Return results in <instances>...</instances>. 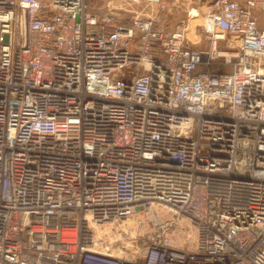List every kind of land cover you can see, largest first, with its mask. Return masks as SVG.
Listing matches in <instances>:
<instances>
[{
  "label": "built area",
  "instance_id": "built-area-1",
  "mask_svg": "<svg viewBox=\"0 0 264 264\" xmlns=\"http://www.w3.org/2000/svg\"><path fill=\"white\" fill-rule=\"evenodd\" d=\"M256 10L212 0L201 48L159 13L0 0V264H264Z\"/></svg>",
  "mask_w": 264,
  "mask_h": 264
},
{
  "label": "rangeland",
  "instance_id": "rangeland-1",
  "mask_svg": "<svg viewBox=\"0 0 264 264\" xmlns=\"http://www.w3.org/2000/svg\"><path fill=\"white\" fill-rule=\"evenodd\" d=\"M87 8L94 13H102L108 10L110 7H118L127 9L132 12L142 13H159V16L163 20L168 30H174L179 26H186L188 38L196 42L202 39L200 44H195L198 47H209L210 43L206 37V33L202 30V23L204 21L205 14L208 9V5L212 0H165L167 10H162L158 4L148 3H132L124 0H86ZM236 43V41H234ZM224 43H221V49L225 50ZM224 70H231L230 65L223 67ZM160 208L166 207L164 204L157 205ZM153 209V207H152ZM157 211V210H155ZM175 211H166L165 217H171ZM158 215V214H157ZM161 218V216H159ZM178 222L182 225H186L187 229H178L176 243L179 245H188L193 247L186 237H189L192 231L196 232L195 227L191 221L186 217L178 218ZM186 230V231H185ZM190 232H189V231ZM192 230V231H191ZM188 235V236H187Z\"/></svg>",
  "mask_w": 264,
  "mask_h": 264
},
{
  "label": "crops",
  "instance_id": "crops-1",
  "mask_svg": "<svg viewBox=\"0 0 264 264\" xmlns=\"http://www.w3.org/2000/svg\"><path fill=\"white\" fill-rule=\"evenodd\" d=\"M237 1L242 2V3H245L247 0H237ZM255 12H256V15H257V18H258L259 26L261 28H264V11L256 10ZM201 41H202V39H199L196 42H193V41L192 42L195 43V44H200ZM224 45L226 47V44L225 43H224ZM201 48H205V47H201Z\"/></svg>",
  "mask_w": 264,
  "mask_h": 264
},
{
  "label": "bare ground",
  "instance_id": "bare-ground-1",
  "mask_svg": "<svg viewBox=\"0 0 264 264\" xmlns=\"http://www.w3.org/2000/svg\"><path fill=\"white\" fill-rule=\"evenodd\" d=\"M170 210H173L172 208H170L169 206L167 207H162V208H158V216H161L162 218L165 217V215L167 214L166 211H170ZM156 216L155 214H152L151 217H154ZM191 236L194 237L195 234L194 232L192 231L191 233ZM192 239H195V238H192Z\"/></svg>",
  "mask_w": 264,
  "mask_h": 264
}]
</instances>
